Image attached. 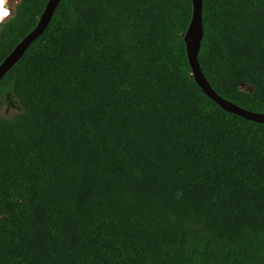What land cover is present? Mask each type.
I'll return each instance as SVG.
<instances>
[{"label":"trees","instance_id":"trees-1","mask_svg":"<svg viewBox=\"0 0 264 264\" xmlns=\"http://www.w3.org/2000/svg\"><path fill=\"white\" fill-rule=\"evenodd\" d=\"M48 1H19L0 64ZM202 2V73L264 113V0ZM192 13L60 0L0 80V264H264V124L195 81Z\"/></svg>","mask_w":264,"mask_h":264},{"label":"water","instance_id":"water-1","mask_svg":"<svg viewBox=\"0 0 264 264\" xmlns=\"http://www.w3.org/2000/svg\"><path fill=\"white\" fill-rule=\"evenodd\" d=\"M59 2L60 0L48 1L36 27L28 35H26L3 60V62L0 64V80L7 73V71H9L11 67L23 56L31 43L44 32L50 23ZM192 4L193 13L187 32L184 36V41L186 44L187 57L195 81L201 87L203 92L213 101H215L223 110L241 116L247 120L264 124V113L249 111L222 98L213 90L210 83L206 80L198 61V52L204 34L202 22L203 2L202 0H192Z\"/></svg>","mask_w":264,"mask_h":264},{"label":"rangeland","instance_id":"rangeland-1","mask_svg":"<svg viewBox=\"0 0 264 264\" xmlns=\"http://www.w3.org/2000/svg\"><path fill=\"white\" fill-rule=\"evenodd\" d=\"M19 1L20 0H13L12 8H15V5H17ZM4 14V11H2V13L0 14V20H3ZM18 112H20V107L17 104L11 102L9 99L4 100L0 103V115L11 118Z\"/></svg>","mask_w":264,"mask_h":264},{"label":"flooded vegetation","instance_id":"flooded-vegetation-1","mask_svg":"<svg viewBox=\"0 0 264 264\" xmlns=\"http://www.w3.org/2000/svg\"><path fill=\"white\" fill-rule=\"evenodd\" d=\"M13 0H0V14L4 11V18L0 20V29L1 25L8 21L14 14L15 8H12ZM16 7V5H15Z\"/></svg>","mask_w":264,"mask_h":264}]
</instances>
